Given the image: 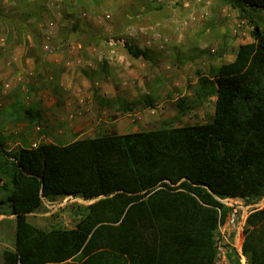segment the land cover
Masks as SVG:
<instances>
[{"label":"trees","instance_id":"obj_1","mask_svg":"<svg viewBox=\"0 0 264 264\" xmlns=\"http://www.w3.org/2000/svg\"><path fill=\"white\" fill-rule=\"evenodd\" d=\"M233 4L264 9V0ZM252 34L232 61L199 76L197 98L215 96L211 121L1 147L16 220L1 264H215L213 232L232 208L223 199L264 198V31ZM178 108H190L186 98ZM71 195L94 199L73 227L29 221L45 198ZM242 249L248 264H264V205L249 212Z\"/></svg>","mask_w":264,"mask_h":264},{"label":"rangeland","instance_id":"obj_2","mask_svg":"<svg viewBox=\"0 0 264 264\" xmlns=\"http://www.w3.org/2000/svg\"><path fill=\"white\" fill-rule=\"evenodd\" d=\"M233 2L57 0L58 11L66 19L59 22V35L80 41L123 36L139 49H142V42V47L147 49L157 47L156 52L143 56L148 66L141 87H145L150 94H140L133 106L123 105L124 109H133L137 113L130 120L131 125L121 123L118 128L99 131L96 128L83 136L95 137L106 132L123 133L211 121L215 113V96L203 100L197 98L199 76L211 74L221 63L231 61L241 43L254 41L252 32L255 26L264 31V9L243 10ZM2 14L0 10V17ZM181 37L185 52L178 54L176 49H172V41L176 43ZM182 97L186 98L190 107L185 113L178 108V101ZM151 108L156 111L152 112ZM43 134L45 130H41V136L34 142L10 137L8 147L15 150L36 146L44 141L61 144L76 139H60ZM0 139L1 142L7 140ZM6 181L7 177L0 173V212L4 214L0 218V264L2 251L15 245L16 220L9 204L4 201L7 191L3 185ZM263 200L254 202L256 205L252 209L263 207ZM92 201L94 199L72 195L45 198L43 204L28 215V219L44 229L73 227L85 206Z\"/></svg>","mask_w":264,"mask_h":264},{"label":"crops","instance_id":"obj_3","mask_svg":"<svg viewBox=\"0 0 264 264\" xmlns=\"http://www.w3.org/2000/svg\"><path fill=\"white\" fill-rule=\"evenodd\" d=\"M39 1L0 0V137L7 139H0V151L10 150V137L34 142L41 130L47 137L79 139L96 128L131 125L137 113L123 105L150 94L141 87L148 64L125 48L132 44L128 37L68 39L58 34L66 19L57 0ZM183 42L172 41V49L184 53ZM142 45L147 54L157 50Z\"/></svg>","mask_w":264,"mask_h":264},{"label":"built area","instance_id":"obj_4","mask_svg":"<svg viewBox=\"0 0 264 264\" xmlns=\"http://www.w3.org/2000/svg\"><path fill=\"white\" fill-rule=\"evenodd\" d=\"M152 112H155L154 108ZM246 199L241 197L223 199L232 208L224 220L220 218L213 232V240L217 251L215 264H232L231 256L236 257L234 253H237L241 264H248L247 256L242 249L244 228L247 216L256 204L247 203Z\"/></svg>","mask_w":264,"mask_h":264}]
</instances>
